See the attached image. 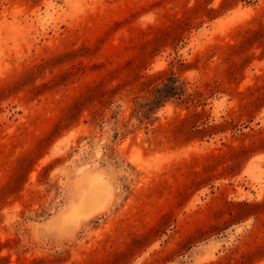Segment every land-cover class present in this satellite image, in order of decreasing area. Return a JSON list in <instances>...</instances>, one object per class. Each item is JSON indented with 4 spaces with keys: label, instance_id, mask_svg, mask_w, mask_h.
<instances>
[{
    "label": "rangeland",
    "instance_id": "374dc122",
    "mask_svg": "<svg viewBox=\"0 0 264 264\" xmlns=\"http://www.w3.org/2000/svg\"><path fill=\"white\" fill-rule=\"evenodd\" d=\"M0 264H264V0H0Z\"/></svg>",
    "mask_w": 264,
    "mask_h": 264
}]
</instances>
